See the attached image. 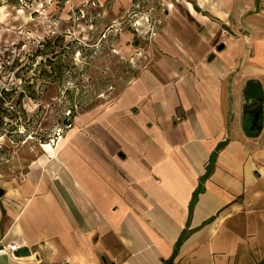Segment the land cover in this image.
<instances>
[{
	"label": "crops",
	"instance_id": "0c3cea01",
	"mask_svg": "<svg viewBox=\"0 0 264 264\" xmlns=\"http://www.w3.org/2000/svg\"><path fill=\"white\" fill-rule=\"evenodd\" d=\"M216 3L170 11L158 53L109 69L55 154L0 187V248L29 251L0 264H264V0L241 33Z\"/></svg>",
	"mask_w": 264,
	"mask_h": 264
},
{
	"label": "rangeland",
	"instance_id": "374dc122",
	"mask_svg": "<svg viewBox=\"0 0 264 264\" xmlns=\"http://www.w3.org/2000/svg\"><path fill=\"white\" fill-rule=\"evenodd\" d=\"M229 1L223 27L241 33L255 0ZM188 3L202 11L217 4L0 0V187L21 181L46 155L53 156L56 143L50 139L66 122V111L72 110L74 123L79 112L104 99L103 89L113 83L109 69L131 75L147 63L158 53L157 40L169 37L168 13Z\"/></svg>",
	"mask_w": 264,
	"mask_h": 264
},
{
	"label": "built area",
	"instance_id": "2783aa9c",
	"mask_svg": "<svg viewBox=\"0 0 264 264\" xmlns=\"http://www.w3.org/2000/svg\"><path fill=\"white\" fill-rule=\"evenodd\" d=\"M74 107H76L74 105ZM66 122L62 126H58L56 128L55 137L53 139H50V142L53 143L55 140V143L58 142V140L62 137L64 130L70 129L73 125V117L74 113H72V110L68 109L65 113ZM176 120H179V118H176ZM19 247L15 243L7 244L6 247L0 248V252L9 253L13 255V252L17 250Z\"/></svg>",
	"mask_w": 264,
	"mask_h": 264
},
{
	"label": "water",
	"instance_id": "95a60500",
	"mask_svg": "<svg viewBox=\"0 0 264 264\" xmlns=\"http://www.w3.org/2000/svg\"><path fill=\"white\" fill-rule=\"evenodd\" d=\"M2 193H3V190L0 188V195ZM14 254L17 256H26V255H29V251L27 250V248H19Z\"/></svg>",
	"mask_w": 264,
	"mask_h": 264
},
{
	"label": "trees",
	"instance_id": "16d2710c",
	"mask_svg": "<svg viewBox=\"0 0 264 264\" xmlns=\"http://www.w3.org/2000/svg\"><path fill=\"white\" fill-rule=\"evenodd\" d=\"M251 84H253V83H251ZM256 86L258 87V85H256ZM247 93H248V91H247ZM23 96H24L23 91H20V92L18 93V100L20 101V99H21Z\"/></svg>",
	"mask_w": 264,
	"mask_h": 264
},
{
	"label": "bare ground",
	"instance_id": "6f19581e",
	"mask_svg": "<svg viewBox=\"0 0 264 264\" xmlns=\"http://www.w3.org/2000/svg\"><path fill=\"white\" fill-rule=\"evenodd\" d=\"M53 146V145H52Z\"/></svg>",
	"mask_w": 264,
	"mask_h": 264
}]
</instances>
